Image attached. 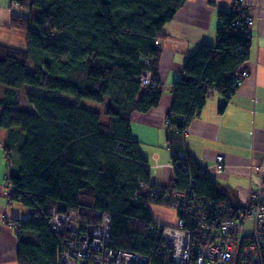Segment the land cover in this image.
I'll return each mask as SVG.
<instances>
[{
  "label": "trees",
  "instance_id": "obj_1",
  "mask_svg": "<svg viewBox=\"0 0 264 264\" xmlns=\"http://www.w3.org/2000/svg\"><path fill=\"white\" fill-rule=\"evenodd\" d=\"M11 1L18 2L24 15H12L11 32L4 31L12 41L0 44V87L8 90L7 96L24 86L44 91V96L26 95L33 113L8 110L11 104L0 101V127L7 131L12 158L6 177L14 189L9 198L38 216L16 234V264H59L57 250L70 234L54 233L48 224L68 211L92 227L99 222L96 212L106 214L114 249L161 264L148 210L157 204L151 192L158 187L191 189L198 199L224 203L233 210L227 217L236 211L238 204L232 206L185 152L180 133L199 115L209 94L217 92L227 102L242 79L251 37L239 2L233 1L231 11L217 13L216 44L189 55L173 83L165 117L168 141L187 160L166 186L150 184L130 124L135 114L159 106L161 45L156 42L187 0ZM30 61L36 63L32 72L27 71ZM146 73L152 74L154 89L140 82ZM59 95L104 103L103 114L63 104L56 100ZM22 232L35 234L36 241L22 239Z\"/></svg>",
  "mask_w": 264,
  "mask_h": 264
},
{
  "label": "crops",
  "instance_id": "obj_2",
  "mask_svg": "<svg viewBox=\"0 0 264 264\" xmlns=\"http://www.w3.org/2000/svg\"><path fill=\"white\" fill-rule=\"evenodd\" d=\"M233 1L187 0L176 12L173 21L163 28L157 75L162 87L159 106L145 114H135L130 124L132 138L139 144L147 162L152 185L168 186L175 180L174 151L170 149L165 123L171 106L173 83L179 79L189 55L202 45L216 44V29L220 25L217 13L231 11ZM11 7L22 13L11 14L10 17L24 15L18 2L0 0L1 45L12 41L10 34L4 32H11L10 25L5 27L2 24L6 13H9L7 9ZM244 7L247 17L252 20L249 27V58L241 67L247 75L240 80L227 102L217 92L209 94L199 115L188 124L185 137H181L185 152L198 168L206 170L207 176L215 182L217 191L225 195L232 206L238 204L236 201L245 202L250 192H258L264 185V0H244ZM33 11L35 15L38 13L33 8L31 16H35L32 15ZM30 63L36 66V63ZM7 92L6 88L0 87V101L7 100L11 104L5 108L30 113L34 111L29 107L26 95L44 96L43 90L29 86L15 91L12 96H7ZM65 97L59 95L56 100L71 104L70 98ZM221 107L223 110L219 112ZM3 108L0 105V117ZM7 138V131L0 127V216L5 214L8 219L21 221L30 211L9 198L11 188L6 184V177L12 158H8ZM177 154L183 153L175 152ZM217 156L223 158L224 171L221 173L214 167ZM148 210L156 224L173 226L176 222L175 212L167 207L151 205ZM23 234L29 237L27 241H36L35 234ZM13 235L12 229L5 222H0V264H16L17 240Z\"/></svg>",
  "mask_w": 264,
  "mask_h": 264
},
{
  "label": "built area",
  "instance_id": "obj_3",
  "mask_svg": "<svg viewBox=\"0 0 264 264\" xmlns=\"http://www.w3.org/2000/svg\"><path fill=\"white\" fill-rule=\"evenodd\" d=\"M235 1L245 12L244 0ZM251 21L246 17L245 25L250 26ZM156 44L161 45L159 41ZM246 75L242 71L240 77ZM140 82L154 89L151 73L142 76ZM185 131L180 133L182 138ZM182 145L184 147V139ZM172 155L180 161L174 166L176 172L187 156L185 153L175 155V152ZM223 168V158L217 156L215 169L219 173ZM7 186L12 193L13 187ZM151 193L154 203L173 209L177 214L173 226L154 222L150 225V235L158 241L161 264H264V193L253 196L248 209L234 211L229 217L226 215L231 211L224 203L198 199L191 189L175 192L169 187H158ZM30 212L21 221H13L2 214L0 222H5L17 234L23 223L37 222L34 210ZM95 218L99 221L95 227L83 225L71 211L50 220L48 225L54 233L70 234L57 250L59 264H151L144 256L114 249L108 216L96 212ZM247 220L251 221V229L245 232Z\"/></svg>",
  "mask_w": 264,
  "mask_h": 264
},
{
  "label": "rangeland",
  "instance_id": "obj_4",
  "mask_svg": "<svg viewBox=\"0 0 264 264\" xmlns=\"http://www.w3.org/2000/svg\"><path fill=\"white\" fill-rule=\"evenodd\" d=\"M4 2H9V0H4ZM4 5H6V4H4ZM7 11L9 12V13H6L7 14V16L3 19V21H2V24L5 26V27H8V25H10V15L11 14H21L22 12L19 10V9H17V8H15V7H11L10 9H7ZM6 12V11H5ZM32 15H35V11H33L32 12ZM251 23H252V21H251ZM35 69V67H34V65H32L30 62L28 63V67H27V71L28 72H32L33 70ZM246 77V76H245ZM244 77V78H245ZM66 99L67 98H70V101H69V103H71V104H74V103H76L77 105H79V106H81V107H83V108H85V109H88V110H91V111H94V112H97V113H99V114H103V109H104V103H96V102H92V101H90V100H86V99H80V100H76L74 97H70V96H66L65 97ZM102 120H104V117H102ZM188 126V125H187ZM188 127H186V129H187ZM214 167H215V165H214ZM252 169H253V167H251ZM257 170L259 169L258 167H255ZM224 170H222L221 172H223ZM221 172H219V173H221ZM264 193V185H263V187L262 188H260V190L258 191V192H250L249 194H248V196H247V199H246V201L245 202H238V201H236V203H238V205H237V207H236V211H239V210H246V209H248V206L252 203V198H253V196H256V195H262ZM153 205H155L156 207H164L165 208V206H162V204H153ZM151 206V205H150ZM168 208V207H167ZM170 209V208H169ZM173 212H175L173 209H171ZM231 212L233 211V210H231V209H229ZM28 211H30V210H28ZM31 213V212H30ZM30 213L28 214V216L30 215ZM175 215H176V218H177V214H176V212H175ZM27 216V217H28ZM229 217V216H228ZM25 219V218H24ZM27 223H30V222H27ZM251 229V221H249V220H247L246 221V224H245V228H244V231L245 232H247V231H249ZM19 233V232H18ZM24 232H22V234L20 235V237H22V239H25V240H28V236L27 235H25V234H23ZM14 235V239H15V241L17 240V237H16V234L15 233H13ZM16 245V244H15Z\"/></svg>",
  "mask_w": 264,
  "mask_h": 264
}]
</instances>
